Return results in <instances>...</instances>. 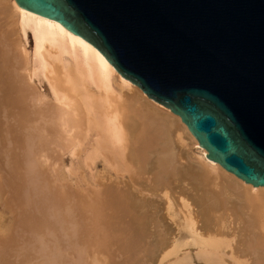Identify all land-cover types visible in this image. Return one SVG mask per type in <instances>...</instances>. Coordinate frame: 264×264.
<instances>
[{
    "label": "bare ground",
    "instance_id": "1",
    "mask_svg": "<svg viewBox=\"0 0 264 264\" xmlns=\"http://www.w3.org/2000/svg\"><path fill=\"white\" fill-rule=\"evenodd\" d=\"M7 6L14 17L11 32L18 40L21 52L18 54H22L21 68L27 71V84L35 79L45 82L48 94L38 93L36 98L38 102H51L49 107L44 105L46 113H39L44 119L48 117L47 126L43 125V120L41 125L45 129H36L35 134H30V142H41L53 136L61 148L54 144L52 149H61L63 154L65 149L69 150L72 157L84 152L89 165L102 159L105 166L104 175H99L102 177L98 179L95 175L98 183L94 188L67 194L65 204H73L74 209L66 211L64 219L69 223L74 214L76 223V245L68 248L69 257H79L80 264H132L146 246L147 233L157 236L167 232L171 241L158 250L159 264H190L195 258L203 264H249L236 252L223 219L206 228L200 224L187 199L174 198L168 191L153 194L136 189L133 162L142 163L149 148H163L169 138L174 139L182 151L174 152L176 165L185 159L183 150L192 147L191 156L198 161L202 174L192 162H187V166L198 172L201 187L207 189L213 181L235 191L234 200L240 198L242 202L239 219H243V223L251 220L256 243L264 253V186L247 183L209 159L207 150L200 146L180 116L149 98L89 41L56 20L21 8L16 0H8ZM2 68L0 73L4 72ZM23 80L17 82L20 91L25 93ZM28 111L25 115L19 114L17 119L30 120ZM59 156L62 158L61 153ZM68 170L71 174L77 172L72 168ZM66 178L69 183L68 176ZM153 224L158 228L155 232L150 231ZM164 226L167 228L160 231Z\"/></svg>",
    "mask_w": 264,
    "mask_h": 264
},
{
    "label": "water",
    "instance_id": "2",
    "mask_svg": "<svg viewBox=\"0 0 264 264\" xmlns=\"http://www.w3.org/2000/svg\"><path fill=\"white\" fill-rule=\"evenodd\" d=\"M16 2L89 41L209 159L264 186V0Z\"/></svg>",
    "mask_w": 264,
    "mask_h": 264
},
{
    "label": "rangeland",
    "instance_id": "3",
    "mask_svg": "<svg viewBox=\"0 0 264 264\" xmlns=\"http://www.w3.org/2000/svg\"><path fill=\"white\" fill-rule=\"evenodd\" d=\"M7 4L8 0L0 2V67H3L1 70L4 71L1 72L3 75L0 73V264H80V258L69 257L67 251L76 245L75 216L73 214L69 223L64 219L65 212L74 209L73 204H65L67 194L84 188H94L99 177H102L99 175H104L105 166L103 167L102 159L89 165L90 161H85L84 152L78 157H72L69 150L65 149L63 154L61 149H52L55 145L61 148L54 142L53 136L50 137L52 140L45 138L41 142H30L29 137L37 132L36 129H45L47 126L48 117L44 119L45 116H39V113H46L45 106L49 107L51 102L45 101L43 104L36 98L38 93L48 94L45 82L40 83L35 79L27 84V71L21 68L22 54H18V40L13 38L16 35L11 32L14 17ZM31 40L32 37L29 36V41ZM21 80L26 87L25 93L20 91L21 87L18 85ZM27 109L28 114L31 113L30 120H18L17 116L25 115ZM41 110L43 112H40ZM38 116L41 117L40 120ZM42 121L45 127L41 125ZM32 143H35V146ZM162 147L164 150L160 147L149 148L148 155L142 158V163L133 162L132 177L136 189L153 194L168 191L174 198L187 199L199 217L200 224L206 228L213 227L223 219L228 226L226 233L233 239L236 252L249 264H264V253L262 247L256 243V232L251 230V220L243 223V219H239L238 210H241L242 202L240 198L234 200L235 191L213 181L207 189L200 186L198 172L187 166V162H192L199 174H202L198 161L191 156V146H188L186 151L183 150L185 159L177 165L174 152L182 151L178 149L174 139L169 138ZM41 150L49 151V155L46 152L42 155ZM84 163H88L90 169ZM70 168L75 169L74 172L77 171L75 174L72 172L73 176L68 170ZM82 174L84 178L81 177ZM67 176L69 183L66 182ZM162 222L164 225L165 219ZM153 226L150 231L155 232L158 228L154 224ZM166 228L164 226L159 230L164 231ZM145 238L146 246L132 264H159L158 250L171 241L170 234L167 235L166 232L154 236L147 233ZM190 264L203 263L195 258Z\"/></svg>",
    "mask_w": 264,
    "mask_h": 264
}]
</instances>
